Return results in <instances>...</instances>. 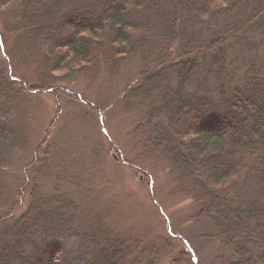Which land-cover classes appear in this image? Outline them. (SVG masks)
<instances>
[{
  "label": "trees",
  "instance_id": "16d2710c",
  "mask_svg": "<svg viewBox=\"0 0 264 264\" xmlns=\"http://www.w3.org/2000/svg\"><path fill=\"white\" fill-rule=\"evenodd\" d=\"M3 9L0 264H190L166 258V239L109 221L112 210L92 201L103 196L107 150L81 131L79 103L59 124L61 84L72 87L99 58L113 67L131 57L141 72L117 105L137 114L145 151L191 197L208 236L232 249L231 264H264V0H0ZM42 90L55 98L45 126L30 102ZM31 144L11 192L6 170ZM58 144L52 163L35 164L38 150Z\"/></svg>",
  "mask_w": 264,
  "mask_h": 264
},
{
  "label": "rangeland",
  "instance_id": "374dc122",
  "mask_svg": "<svg viewBox=\"0 0 264 264\" xmlns=\"http://www.w3.org/2000/svg\"><path fill=\"white\" fill-rule=\"evenodd\" d=\"M9 13H11L9 9L1 10V19H6ZM43 23L45 21L40 22V25ZM0 52L2 55V51ZM107 63L100 58L94 60L90 66L81 70L80 76L72 87L71 83L61 84L68 88H65L67 92L60 96V109H58L60 124L62 120H70L68 114H75L76 111L72 107L79 103L85 110L81 131L91 144L97 140L104 146V151L107 150L106 158L100 162L98 174L101 183L105 182L100 185V187L103 186L100 189L103 196L92 201L99 208L112 210L108 218L111 223L117 226L120 224L127 229L132 225L136 232L142 231L141 227H143L145 231H142V234L137 232V234L154 243H158L159 238L166 239L171 252L170 257L166 258L179 262L186 260L190 264H231L232 249L222 246L217 237L208 236L209 231L204 223L207 220L199 216V211L191 197L184 193H177L172 186V177L166 170L167 165L162 159L156 158L154 153L145 151L147 136L135 130L138 127L136 125L140 123L136 118L137 114L133 111L126 112L117 105V99L122 96L123 90L132 86L140 75V61L136 57H131L124 58L119 65L113 67H106ZM0 64L5 67L3 61ZM28 64L30 66V63ZM55 74L60 75L62 72H55ZM70 92L75 93L77 101L70 96ZM36 95L30 98V102L40 108L36 110L37 113L33 117L45 123L43 125L45 126L52 118L51 111L55 108L53 106L55 98L52 94H47V90H42ZM23 97H25L24 94ZM84 99L89 102L86 108L80 102L82 100L87 103ZM100 113L101 122L99 121ZM88 119L95 125L90 124ZM101 126H105V132H102ZM132 129L135 130L134 133ZM56 130L51 127L48 135H42L41 131L40 139L44 138V143L47 144V140H51L49 137L51 138V134L53 135ZM106 133H109L108 137ZM110 138L111 141H109ZM58 145L50 151L48 148L44 152L42 148L38 150L39 158L35 164L40 166L43 162L52 163L53 159L49 156L60 148V144ZM31 147L32 144L27 147V150L15 153L14 159L18 162L15 163L14 160L12 164L19 168L10 167L6 170L8 171L6 174L8 187L9 184L13 188L18 187L19 176L22 179L23 165L28 161ZM92 163L91 160L90 164ZM68 173L72 176L76 170L70 169ZM29 176L32 177L31 174ZM27 177L25 175L23 180ZM9 190L11 191L10 187ZM169 191L170 194H168ZM26 199V195L21 197L19 206L22 207ZM21 207L18 208V212L21 211ZM160 252L161 250L158 253ZM193 257L196 263H193Z\"/></svg>",
  "mask_w": 264,
  "mask_h": 264
},
{
  "label": "water",
  "instance_id": "95a60500",
  "mask_svg": "<svg viewBox=\"0 0 264 264\" xmlns=\"http://www.w3.org/2000/svg\"><path fill=\"white\" fill-rule=\"evenodd\" d=\"M10 74H11V70H9ZM13 80H16L15 78H12ZM99 121L101 122L102 121V118H101V113H100V118H99ZM102 131L105 132V129L104 127H102ZM195 262V260H194Z\"/></svg>",
  "mask_w": 264,
  "mask_h": 264
}]
</instances>
